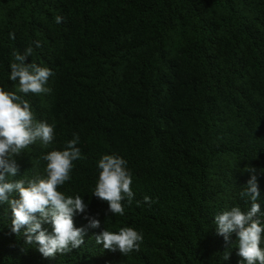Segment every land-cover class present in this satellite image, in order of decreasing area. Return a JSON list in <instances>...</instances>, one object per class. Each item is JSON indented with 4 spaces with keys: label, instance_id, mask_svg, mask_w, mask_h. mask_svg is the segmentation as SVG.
<instances>
[{
    "label": "trees",
    "instance_id": "obj_1",
    "mask_svg": "<svg viewBox=\"0 0 264 264\" xmlns=\"http://www.w3.org/2000/svg\"><path fill=\"white\" fill-rule=\"evenodd\" d=\"M29 45L26 63L55 73L48 94L9 80L13 52ZM0 87L55 126L54 141L24 149L9 179L45 177L41 156L78 137L83 159L58 190L87 205L75 227L100 221L81 248L46 258L11 231L0 204V264H241L236 235L227 248L214 218L248 210L239 193L250 168L264 211V0H0ZM103 155L125 159L132 174L123 216L93 195ZM123 227L143 235L139 251L96 243Z\"/></svg>",
    "mask_w": 264,
    "mask_h": 264
},
{
    "label": "clouds",
    "instance_id": "obj_2",
    "mask_svg": "<svg viewBox=\"0 0 264 264\" xmlns=\"http://www.w3.org/2000/svg\"><path fill=\"white\" fill-rule=\"evenodd\" d=\"M61 23L62 18L56 17ZM15 39V33H10ZM36 48L41 47L40 41L33 42ZM34 48L29 45L23 52H13L10 64L9 80L19 82V92L23 94H48L49 78L55 75L48 67L34 62L26 63ZM54 125L46 121H37L29 102L16 92L5 91L0 87V204H8L12 215L11 231L25 237V244L38 246L39 252L46 258H55L57 254H68L85 244L88 228H99L100 221L88 218L85 227L74 225V216L83 214L87 205L81 195L66 196L58 189L71 180L74 162L83 159L78 137L66 142L65 150H53L41 159L46 161L45 177L34 179L11 180L17 177L19 166L17 157L28 146L41 141L50 145L55 139ZM99 178L93 195L108 203V211L123 216V202L130 205L134 199L132 174L128 170L127 161L121 157L103 155L97 165ZM251 172L247 186L239 195L250 205L247 211L239 205L217 214L214 218L216 234L222 236L225 246L232 245V236L238 240V255L241 264H264V211L261 210L260 192L258 189L255 169ZM18 197V198H17ZM143 202L149 206L153 203L145 196ZM140 202L137 201L139 206ZM52 227L51 234L43 227ZM21 229H24L21 233ZM98 245L110 252H119L127 256L139 251L143 235L131 227H123L119 232L102 231L95 236ZM229 259V255L225 257Z\"/></svg>",
    "mask_w": 264,
    "mask_h": 264
}]
</instances>
